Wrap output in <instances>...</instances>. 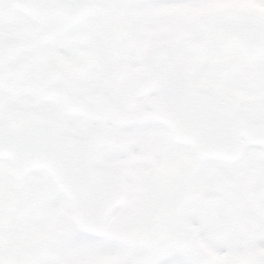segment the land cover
Listing matches in <instances>:
<instances>
[{
    "label": "snow or ice",
    "instance_id": "6c2138e0",
    "mask_svg": "<svg viewBox=\"0 0 264 264\" xmlns=\"http://www.w3.org/2000/svg\"><path fill=\"white\" fill-rule=\"evenodd\" d=\"M0 264H264V0H0Z\"/></svg>",
    "mask_w": 264,
    "mask_h": 264
}]
</instances>
